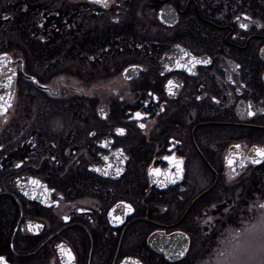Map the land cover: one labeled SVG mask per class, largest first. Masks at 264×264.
<instances>
[{
    "label": "flooded vegetation",
    "instance_id": "1",
    "mask_svg": "<svg viewBox=\"0 0 264 264\" xmlns=\"http://www.w3.org/2000/svg\"><path fill=\"white\" fill-rule=\"evenodd\" d=\"M107 2L0 0L4 264H187L262 210L264 2Z\"/></svg>",
    "mask_w": 264,
    "mask_h": 264
},
{
    "label": "rangeland",
    "instance_id": "2",
    "mask_svg": "<svg viewBox=\"0 0 264 264\" xmlns=\"http://www.w3.org/2000/svg\"><path fill=\"white\" fill-rule=\"evenodd\" d=\"M243 188L244 186L240 190ZM248 209L249 212L244 213ZM242 210L243 212L238 208L234 216L239 234L234 233L233 229L225 228L220 233L215 248L208 251L204 248L203 251L207 254H197L191 257L193 259H188L187 264H261L264 261V224L261 223L264 209L256 211L244 206ZM226 237H234V240L226 243Z\"/></svg>",
    "mask_w": 264,
    "mask_h": 264
},
{
    "label": "water",
    "instance_id": "3",
    "mask_svg": "<svg viewBox=\"0 0 264 264\" xmlns=\"http://www.w3.org/2000/svg\"><path fill=\"white\" fill-rule=\"evenodd\" d=\"M15 81L16 70L14 64L5 61V58L3 56H0V118L5 115V113L12 107L14 103L16 94ZM182 237L183 238L181 240V243H179V247H177V244L174 241L175 239L172 238L170 239V245H168L171 248V251L167 250L168 246L166 248L160 246L156 248V251L158 253H161L168 262L181 260L185 256L188 248L187 237L184 235H182ZM181 253H183V255H181Z\"/></svg>",
    "mask_w": 264,
    "mask_h": 264
},
{
    "label": "snow or ice",
    "instance_id": "4",
    "mask_svg": "<svg viewBox=\"0 0 264 264\" xmlns=\"http://www.w3.org/2000/svg\"><path fill=\"white\" fill-rule=\"evenodd\" d=\"M94 2L95 3H98V4L102 3L105 7L108 6L107 0H94ZM5 18H7V17H5ZM241 27L242 28H247L248 25L241 24ZM193 59H195V58H193ZM249 115H253V113L250 111L249 112ZM136 117H137V119H139L140 118V113H137L136 114ZM140 127L143 128L144 125L141 124ZM117 132H118V134H121L122 135L124 133V130L123 129H118ZM237 147H239V146H237ZM256 151H257V155L258 156L264 157V149H257ZM165 159H169L170 162L174 163L175 166L178 169V172H179V165H180V162L179 161H176L175 158H172V157H165ZM254 163H259V161H254ZM231 164H232V161L229 160V165H231ZM152 174L153 175H161L162 173L160 172L159 169H154L153 172H152ZM38 183H39L38 181H33V184H38ZM260 207L261 208H264V204L260 205ZM128 208H129V211L132 210L131 209V205H128ZM261 223L264 224V217L261 218ZM67 255L69 256V260L71 261V259H73L71 257V253L69 252V253H67ZM181 255H183V253H181ZM0 264H4L3 257H0ZM135 264H138V262H135ZM261 264H264V261H261Z\"/></svg>",
    "mask_w": 264,
    "mask_h": 264
},
{
    "label": "trees",
    "instance_id": "5",
    "mask_svg": "<svg viewBox=\"0 0 264 264\" xmlns=\"http://www.w3.org/2000/svg\"><path fill=\"white\" fill-rule=\"evenodd\" d=\"M240 1H242V2H264V0H240Z\"/></svg>",
    "mask_w": 264,
    "mask_h": 264
}]
</instances>
